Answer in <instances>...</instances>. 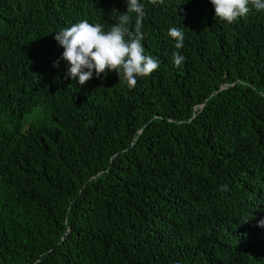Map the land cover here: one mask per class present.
Instances as JSON below:
<instances>
[{
    "label": "trees",
    "instance_id": "16d2710c",
    "mask_svg": "<svg viewBox=\"0 0 264 264\" xmlns=\"http://www.w3.org/2000/svg\"><path fill=\"white\" fill-rule=\"evenodd\" d=\"M0 264H264V0H0Z\"/></svg>",
    "mask_w": 264,
    "mask_h": 264
},
{
    "label": "rangeland",
    "instance_id": "374dc122",
    "mask_svg": "<svg viewBox=\"0 0 264 264\" xmlns=\"http://www.w3.org/2000/svg\"><path fill=\"white\" fill-rule=\"evenodd\" d=\"M45 124L47 126H54V123L50 122L47 118L46 113H44L40 108L34 111L31 115L27 116L24 121V127L23 131L25 128H27L30 124Z\"/></svg>",
    "mask_w": 264,
    "mask_h": 264
}]
</instances>
